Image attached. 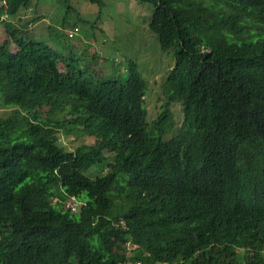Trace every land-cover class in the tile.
I'll use <instances>...</instances> for the list:
<instances>
[{
  "label": "trees",
  "instance_id": "obj_1",
  "mask_svg": "<svg viewBox=\"0 0 264 264\" xmlns=\"http://www.w3.org/2000/svg\"><path fill=\"white\" fill-rule=\"evenodd\" d=\"M136 1L174 59L163 85L181 98L184 120L171 139L166 111L148 132L135 64L123 82L90 74L101 64L80 33L98 18L81 9L102 0H63V34L76 40L56 50L4 18L31 0H0L9 35L0 42V264H264L263 166L241 186L220 176L218 193L205 181L170 183L207 154L242 157L249 142L264 157V0ZM103 84L116 89L106 95ZM107 114L119 123H96ZM72 196L85 201L80 214L64 208Z\"/></svg>",
  "mask_w": 264,
  "mask_h": 264
},
{
  "label": "clouds",
  "instance_id": "obj_2",
  "mask_svg": "<svg viewBox=\"0 0 264 264\" xmlns=\"http://www.w3.org/2000/svg\"><path fill=\"white\" fill-rule=\"evenodd\" d=\"M133 2L139 5V6H135L134 9L137 12H139L142 15V18L144 19L145 15L141 12L139 7L143 5L145 6L147 5L144 3H140L136 0H129V3H133ZM33 6L36 5L30 3L28 7L27 5L26 7L23 6L15 16L9 17L5 15L4 18L7 19L8 22L13 23L14 27L15 26L24 27L25 31L30 32V28L34 27L37 23L43 20L42 18H40L42 17V15L38 14L36 11L33 10L32 8ZM0 26H2L4 29V35L0 37V42H1L5 39H8L9 35L5 31L4 26L2 24H0ZM73 32L75 31L73 30ZM153 33L155 34V32ZM32 35L35 38L38 37L37 34L36 36L34 34ZM156 39L159 45V40L157 36ZM149 40L156 47L152 35L149 37ZM45 44L46 46H48L53 50H56L57 48L61 49V45L59 41L53 42L52 44H47V43ZM88 47L90 49V52H94V54L98 56V60H99L98 62L101 64L90 71L91 76L93 77V79L96 80L94 81L95 84L103 83L107 81H115L111 79H117L114 78L113 75L119 72L121 68L120 67L116 68L114 64L107 65L105 63L103 53L108 49L106 44L103 41H100L99 39L93 38V40L88 42ZM157 56L158 59L161 61V65L158 66L156 69L152 70L151 72H148L143 69L139 71L137 68L138 72L140 73L141 77L144 79L146 84V89H144V92H142V100H143L142 104L145 110L144 122L145 125L148 127V132L152 133L150 127L153 126L154 121L157 119L156 113L158 112L160 114L162 111H166L169 116V119L166 123H163L162 136H164L167 139H171L172 137L178 134L182 121L184 120V110H183L184 106L181 98L175 94L176 90L166 85H163L168 71L174 68L175 65L174 59L170 58L167 51L161 50L160 47L159 48L157 47ZM165 56L168 57L169 60ZM168 62H169L168 69L165 70L161 75L162 82L160 84H157V86L154 89V85L149 84L147 81L148 75L150 73H157L159 71H162L165 68V66L168 64ZM134 64H135L134 62H130L129 65L133 66ZM128 67H127V71H128L127 78L129 76ZM125 80H120V81L123 82ZM98 87L106 95H109L116 89L106 84L98 85ZM91 104L97 105L101 103L95 100L94 97H91ZM149 114L152 115L151 119H149ZM104 116H105L104 119H100L96 123L103 126L105 122L110 121L112 125H117L120 121L118 115L112 118H108V114ZM80 118L82 120H85L86 116L79 113L77 119ZM90 122L93 121L90 120ZM116 134L117 136H121L122 138L128 135V134H118V131ZM244 150H245V154L242 157H239L240 156L239 153H236L234 151H224V153L221 152L211 153L209 151L211 155L210 154L206 155L204 166L202 165L200 170L194 167L193 170L189 171L191 175L182 178L181 177L179 178V175L175 176V179L172 180L170 183L173 184L174 186L176 184H180L182 186H187L193 190H196L199 189L198 187H201L198 186V183L200 181H205L207 187H203V188L210 190L213 193H218L219 188L216 182L220 180V176L222 175H228L229 177L235 179L238 183H240L239 186L246 184L247 179L252 174V172L258 170V166L264 167V157L261 154L262 150H259L258 146L252 142L246 143L244 146ZM257 153H260V159L257 156ZM108 161H111V158H109ZM235 166H242V168L241 170L234 172ZM244 167L246 168L244 169ZM119 182L122 185H124L123 181H119ZM84 204L85 201L82 202L79 199H75V197L72 196L66 200L64 208L70 209L71 215L75 213L80 214L81 208ZM139 263L140 262L137 261L135 264H139Z\"/></svg>",
  "mask_w": 264,
  "mask_h": 264
},
{
  "label": "rangeland",
  "instance_id": "obj_3",
  "mask_svg": "<svg viewBox=\"0 0 264 264\" xmlns=\"http://www.w3.org/2000/svg\"><path fill=\"white\" fill-rule=\"evenodd\" d=\"M37 6V13L41 14L43 20L37 23L34 27L30 28L31 34H34L37 39L52 44L53 42L60 41L65 45L72 44L75 40H68L63 31L70 28L67 25L69 17L65 15V2L63 0H31ZM70 1V0H69ZM79 7H82L83 0H74ZM103 4L98 7L96 4L90 5L93 9L85 7L81 9L82 13L86 14L85 20H93L98 18V23L94 28L82 29L81 37L89 42L93 37L103 41L107 50L103 53L105 63L107 65L114 64L116 68H121L115 74V77L120 80L127 78V67L130 62H134L138 70L141 69L151 72L161 65V61L157 56V47L159 48L156 35L151 32L147 26V20L150 14V9L143 5L140 6L142 15L137 12L134 7L139 6L136 3H129V0H102ZM88 5V4H87ZM143 19V20H142ZM99 24V25H98ZM143 26H142V25ZM64 25V27H62ZM147 26V28H146ZM111 28V29H109ZM4 35V29L0 26V37ZM153 36L156 47L149 40ZM166 57V56H165ZM168 59V57H166ZM169 60V59H168ZM169 67V62L162 71L157 73H150L147 81L149 84L154 85L162 82L161 75ZM8 108L0 105V116L6 115ZM152 115L149 114V119ZM64 133L61 132L60 135ZM67 148H72L76 143L65 135L61 136Z\"/></svg>",
  "mask_w": 264,
  "mask_h": 264
}]
</instances>
